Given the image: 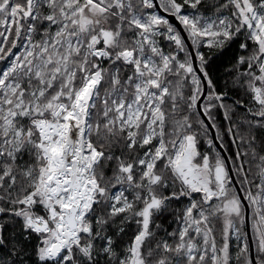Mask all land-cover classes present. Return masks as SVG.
Segmentation results:
<instances>
[{
	"label": "snow or ice",
	"instance_id": "snow-or-ice-1",
	"mask_svg": "<svg viewBox=\"0 0 264 264\" xmlns=\"http://www.w3.org/2000/svg\"><path fill=\"white\" fill-rule=\"evenodd\" d=\"M0 264H264V0H0Z\"/></svg>",
	"mask_w": 264,
	"mask_h": 264
}]
</instances>
